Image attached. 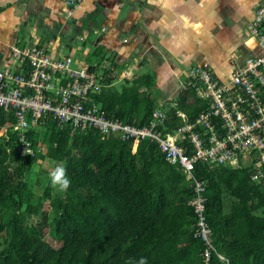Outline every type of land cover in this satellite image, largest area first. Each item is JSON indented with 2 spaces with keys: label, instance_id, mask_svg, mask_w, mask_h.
<instances>
[{
  "label": "trees",
  "instance_id": "obj_1",
  "mask_svg": "<svg viewBox=\"0 0 264 264\" xmlns=\"http://www.w3.org/2000/svg\"><path fill=\"white\" fill-rule=\"evenodd\" d=\"M103 77L109 84L114 80L108 71ZM123 82L120 89L102 90L101 108L125 124L147 126L157 107L150 94L152 76ZM203 108L190 88L183 89L167 106L166 127L180 124L176 111L193 120ZM9 135L0 137V264H134L141 256L148 264H264V189L251 181L249 169L195 164L212 229L214 250L205 263V247L193 237V190L155 143L143 140L133 153L132 144L118 136L94 128L71 134L49 121L32 141L46 142L47 152L21 157ZM39 160L63 165L71 179L48 209L42 196L34 199L30 183L37 175L28 180L29 168ZM50 193L45 188L44 194Z\"/></svg>",
  "mask_w": 264,
  "mask_h": 264
},
{
  "label": "built area",
  "instance_id": "obj_2",
  "mask_svg": "<svg viewBox=\"0 0 264 264\" xmlns=\"http://www.w3.org/2000/svg\"><path fill=\"white\" fill-rule=\"evenodd\" d=\"M63 1L65 20L72 21L83 0ZM247 30L257 51L240 62L231 61L226 79H218L206 64L186 71L178 93L190 88L205 108L193 120L176 111L180 124L172 130L166 127L167 106L160 100L147 126L125 124L105 114L98 95L116 81L132 80L128 72L118 75L107 65L100 74L90 71L88 65L76 70L69 57H54L45 47L12 45L10 62L0 67V114L4 115L0 137L8 138L10 133L21 157L46 153V142L32 141L33 134L43 132L49 121L60 130L70 129L71 134L94 128L103 136H118L132 144L133 153L143 140L155 143L164 160L183 171L193 190L189 202L196 216L193 237L203 243L207 263L214 250L212 229L206 215L204 182L193 175L195 164L249 169L251 181L264 189V3L255 8ZM105 71L112 72V77L116 74L110 84L104 80Z\"/></svg>",
  "mask_w": 264,
  "mask_h": 264
},
{
  "label": "crops",
  "instance_id": "obj_3",
  "mask_svg": "<svg viewBox=\"0 0 264 264\" xmlns=\"http://www.w3.org/2000/svg\"><path fill=\"white\" fill-rule=\"evenodd\" d=\"M261 3L264 0H83L73 20L66 21L63 0H0V67L10 62L12 45L41 44L38 47L49 48L57 57L59 47L47 45L62 38L61 49L68 48L80 34L88 57L105 51L118 75L128 72L132 80V71L152 76V98L170 105L190 67L206 64L224 80L231 61L257 51L247 25ZM22 26H29V44L15 35Z\"/></svg>",
  "mask_w": 264,
  "mask_h": 264
},
{
  "label": "rangeland",
  "instance_id": "obj_4",
  "mask_svg": "<svg viewBox=\"0 0 264 264\" xmlns=\"http://www.w3.org/2000/svg\"><path fill=\"white\" fill-rule=\"evenodd\" d=\"M16 37L18 39L23 40L24 42H27L29 44V26H22L19 27L18 30H16L15 32ZM76 41H74L73 43L69 44L68 48H64L61 49V47L64 46V39H58L56 40V44L53 43L52 41L47 45H53V46H58V53L60 56H57L58 58H64V57H69L72 61V67L73 69H80L82 67V65H88L91 67H94V70L97 74H100L103 72L102 70V66L107 65V69H109V67H111L109 59H105V51H103V54L100 56L102 59L100 60V57H98V55H90L88 57L87 53V43L81 42L80 41V34L79 36H76ZM89 39H93L91 36H89ZM21 40H19V42H21ZM87 40V41H88ZM33 44H36L34 41L32 42ZM38 46H43V45H39ZM46 46V45H45ZM49 49V48H48ZM79 53V56H76V54ZM85 53V54H84ZM108 61L109 63H106ZM133 74L137 75L138 71H132ZM143 74V73H142ZM145 74V73H144ZM115 78V76H114ZM124 81V80H123ZM123 81H116V83L114 84L113 87H116L117 89H120L122 87V85L124 84ZM132 81V80H129ZM47 152V151H46ZM58 164H55V162H48V161H42L39 160L36 164H34L33 166H31L29 168V174H28V180L29 183L31 182L30 179L33 178L34 174L37 175V178L32 179V182L30 183V186H32L34 192H35V196L34 199L37 201L41 198V196L43 197L42 199L44 200V209H48V202L49 200L52 198V196L56 195V193H60L62 192L61 190H59L57 187H54L51 184L50 181V172L57 166ZM50 187L51 188V193L49 195L44 194V190L45 188ZM259 216H261L260 214H258ZM264 215H262L263 217ZM36 220V219H35ZM47 239L49 241H51L54 245L55 243L53 242L52 238L50 236H47Z\"/></svg>",
  "mask_w": 264,
  "mask_h": 264
},
{
  "label": "clouds",
  "instance_id": "obj_5",
  "mask_svg": "<svg viewBox=\"0 0 264 264\" xmlns=\"http://www.w3.org/2000/svg\"><path fill=\"white\" fill-rule=\"evenodd\" d=\"M50 181L54 187H57L61 191H66L71 185V179L67 175V170L63 165H57L50 172ZM134 264H148V258L146 256H141L138 260L134 261Z\"/></svg>",
  "mask_w": 264,
  "mask_h": 264
},
{
  "label": "bare ground",
  "instance_id": "obj_6",
  "mask_svg": "<svg viewBox=\"0 0 264 264\" xmlns=\"http://www.w3.org/2000/svg\"><path fill=\"white\" fill-rule=\"evenodd\" d=\"M122 75H124V73H121Z\"/></svg>",
  "mask_w": 264,
  "mask_h": 264
}]
</instances>
